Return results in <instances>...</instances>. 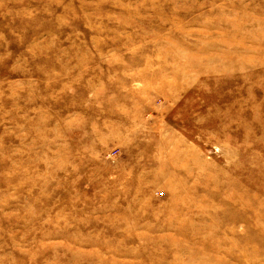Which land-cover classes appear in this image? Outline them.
Here are the masks:
<instances>
[{"label": "rangeland", "instance_id": "1", "mask_svg": "<svg viewBox=\"0 0 264 264\" xmlns=\"http://www.w3.org/2000/svg\"><path fill=\"white\" fill-rule=\"evenodd\" d=\"M262 230L264 0H0V263L264 264Z\"/></svg>", "mask_w": 264, "mask_h": 264}, {"label": "bare ground", "instance_id": "2", "mask_svg": "<svg viewBox=\"0 0 264 264\" xmlns=\"http://www.w3.org/2000/svg\"><path fill=\"white\" fill-rule=\"evenodd\" d=\"M48 180H53L54 178L53 177H51L49 174H46V176H45ZM43 189V188H42ZM136 189V188H135ZM137 191H142V190H140V187H138L137 189H136ZM189 191H190V189H188ZM188 190H185L184 192H188ZM105 195H112V192L111 191H108V192H106L105 193ZM93 197V196H92ZM103 197V196H102ZM46 200H49V199H46ZM171 200H172V205H170L168 208L170 209V211H172V212H175V211H177L179 208H181L182 206V208H184V206H186V208L187 209H189V206L187 205V204H183V202H180V201H178L177 202V199H174V196H172V198H171ZM86 206H89V205H85L84 206V209L86 208ZM93 207V206H92ZM55 208V204H53V206H50V207H48L47 208V211H52L53 209ZM120 210V212H122L123 210H121L120 208H116V210ZM88 210V209H87ZM148 212H149V214H152V215H154V214H156V212L157 211H155V210H152V209H149L148 210ZM168 214V213H167ZM56 220H57V223L59 222V220L56 218ZM76 227L77 226H75V225H73V227H72V229L74 230V229H76ZM56 230H59L58 228H54V231L55 232H51L49 235L50 236H57V235H60V233L59 232H57ZM71 230V229H70ZM131 232V228H129L128 227V233H130ZM262 234H264V231L262 230V232H261ZM104 236L106 235V236H108V237H110L111 238V235H113V231L112 230H107L106 231V233H102ZM47 237H49V236H47ZM132 238V236H131V234H127V239L126 240H128V239H131ZM133 239L135 240V237H133ZM110 241H111V239H110ZM109 241H105L103 244H102V246H105V245H108L107 243H108ZM69 245H71L70 244V242H67ZM99 245H101V244H99ZM101 252V251H100ZM4 260H6L7 261V259H4ZM70 260V259H69ZM8 262H11V261H8ZM78 261H75L74 262V264H78L77 263ZM0 264H8V263H6V262H2V263H0Z\"/></svg>", "mask_w": 264, "mask_h": 264}]
</instances>
